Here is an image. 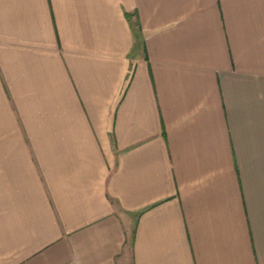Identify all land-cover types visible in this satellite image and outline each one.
<instances>
[{
    "label": "crops",
    "instance_id": "obj_1",
    "mask_svg": "<svg viewBox=\"0 0 264 264\" xmlns=\"http://www.w3.org/2000/svg\"><path fill=\"white\" fill-rule=\"evenodd\" d=\"M0 264H264V0H0Z\"/></svg>",
    "mask_w": 264,
    "mask_h": 264
},
{
    "label": "trees",
    "instance_id": "obj_2",
    "mask_svg": "<svg viewBox=\"0 0 264 264\" xmlns=\"http://www.w3.org/2000/svg\"><path fill=\"white\" fill-rule=\"evenodd\" d=\"M136 34V33H135ZM139 35H138V33H137V37H138Z\"/></svg>",
    "mask_w": 264,
    "mask_h": 264
}]
</instances>
